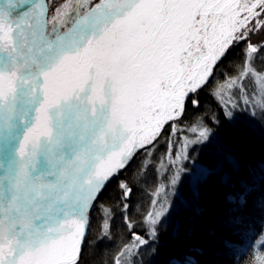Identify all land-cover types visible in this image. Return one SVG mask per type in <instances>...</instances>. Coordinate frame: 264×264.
Returning a JSON list of instances; mask_svg holds the SVG:
<instances>
[{
  "label": "snow or ice",
  "instance_id": "obj_1",
  "mask_svg": "<svg viewBox=\"0 0 264 264\" xmlns=\"http://www.w3.org/2000/svg\"><path fill=\"white\" fill-rule=\"evenodd\" d=\"M239 48L243 67L218 81ZM250 76L261 99L240 103ZM173 122L192 135L165 154L156 210L133 220L136 188L123 177ZM225 122L264 130V0H0V264H85L113 242L117 212L131 239L111 264L133 251V264H156L180 217L189 228H177L182 251L167 264H255L264 160L229 145Z\"/></svg>",
  "mask_w": 264,
  "mask_h": 264
},
{
  "label": "trees",
  "instance_id": "obj_2",
  "mask_svg": "<svg viewBox=\"0 0 264 264\" xmlns=\"http://www.w3.org/2000/svg\"><path fill=\"white\" fill-rule=\"evenodd\" d=\"M243 55V48H239L229 57L223 67L220 68L219 73H217L218 81L224 82L226 75L230 78L243 67ZM201 102L209 111L219 110L217 101L213 99L211 93H203L201 95ZM174 125H176L175 128L172 127L171 129H168L167 125L164 127L169 134L165 135V132L161 131L160 135L164 136V139H162L159 145L148 154L147 159L141 158V160H138L123 177V179L130 180L136 188V197L133 205L130 206L133 220H138L144 215L149 208L150 202L153 209L155 195L158 190L157 185L160 183L158 165L165 158L168 145L173 142V140L179 139L180 136H182L181 134L188 133L186 126H181L179 122H173V126ZM222 135L229 145L238 148L248 160L256 163L264 160V130H262L258 124L246 125L245 129H240L232 127L225 122ZM119 194L120 190L118 185L113 183L108 193L105 195L104 203L108 205L118 203L117 198ZM207 195L209 200H216L219 199L222 194L215 187H210ZM99 219L100 213L97 212V220L99 221ZM116 219L117 231L113 238V242L110 243L109 247L90 248L85 256V264H111V260L117 250L131 239L128 229L123 226V221L119 218L118 212ZM177 228L182 230H187L189 228V224L186 222L185 218L180 217L174 220L171 227L163 234V247L161 255L156 258V264H167L170 257L182 251L177 240ZM137 230L143 232V228ZM197 238V234L194 233L192 242L195 243ZM134 254L135 253L132 252L126 257L127 264H133L132 257ZM121 258L124 259V257ZM139 259L144 261V264H147V261L150 260L151 257L142 256ZM262 259H264V254L260 253L259 246H257L255 264H260Z\"/></svg>",
  "mask_w": 264,
  "mask_h": 264
},
{
  "label": "rangeland",
  "instance_id": "obj_3",
  "mask_svg": "<svg viewBox=\"0 0 264 264\" xmlns=\"http://www.w3.org/2000/svg\"><path fill=\"white\" fill-rule=\"evenodd\" d=\"M60 2H62V0H49L50 4H56V3H60ZM73 3H75V0H73ZM247 79H250L252 81V83L248 86L245 93L240 94L239 102L243 103L244 99L248 98L251 101L258 103L261 99L260 83L255 76H250ZM247 79H246V82H247ZM220 86H222V84ZM220 86L217 87V89H216L217 92H219ZM233 91H236V90L233 89ZM233 99L236 100L237 97H233ZM166 125L167 124H165L164 127ZM175 126L176 125H174L173 127L175 128ZM181 135L182 136H180L179 139L173 140V142H171L168 145L166 153L170 154L171 152L176 151L178 148H182L187 137H186L185 133L181 134ZM191 135H192V133L188 130V136H191ZM167 167H168V157L165 155V158L163 159V161L158 165V176H159V180H160L159 187L165 186L164 185V178L167 175ZM157 192H158V190H157ZM157 192L155 195V202H154L155 204H154L153 210H156V207H157L156 201H158V199L163 196V193H159V196H158ZM130 253H132V252H130Z\"/></svg>",
  "mask_w": 264,
  "mask_h": 264
}]
</instances>
